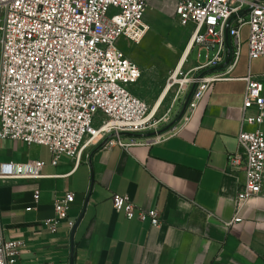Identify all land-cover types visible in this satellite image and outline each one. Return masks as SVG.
<instances>
[{
	"label": "built area",
	"instance_id": "obj_1",
	"mask_svg": "<svg viewBox=\"0 0 264 264\" xmlns=\"http://www.w3.org/2000/svg\"><path fill=\"white\" fill-rule=\"evenodd\" d=\"M182 27H191L185 61L194 64L172 74L170 87L183 95L191 117L217 81L242 80L241 150L227 154L228 168L241 169L244 181L236 199V216L254 198H264V73L233 77L241 56L242 28H248L249 61L264 57V0H172ZM151 0H0V139L42 145L51 163L68 155L75 165L96 148L149 146L162 140L153 126L151 107L128 86L142 77L139 65L119 45L139 43L149 25ZM200 51H205L200 60ZM185 63V62H184ZM181 70V68H180ZM169 87V88H170ZM247 110H255L246 116ZM247 124L249 127H243ZM44 163H0V180L41 177ZM35 201L39 192L33 194ZM72 192L55 198L51 231L65 221L75 226L69 210ZM112 206L128 220L159 225L158 210H143L126 194L113 193ZM28 207L27 210H30ZM0 223V264H20L22 242L6 240Z\"/></svg>",
	"mask_w": 264,
	"mask_h": 264
},
{
	"label": "crops",
	"instance_id": "obj_2",
	"mask_svg": "<svg viewBox=\"0 0 264 264\" xmlns=\"http://www.w3.org/2000/svg\"><path fill=\"white\" fill-rule=\"evenodd\" d=\"M241 33L231 76L249 70L263 79L264 57L249 61L248 28ZM244 89L242 80L214 82L194 114L160 142L92 149L78 165L68 155L53 165L46 146L0 139V163H44L39 178L0 180V223L6 240L22 242L20 264H264V198L248 200L241 221L228 224L244 181L227 159L241 150L236 136ZM66 192L75 195L68 215L75 226L63 221L51 231L46 221L55 217L53 201ZM113 193L158 210L161 223L126 219L113 208Z\"/></svg>",
	"mask_w": 264,
	"mask_h": 264
},
{
	"label": "rangeland",
	"instance_id": "obj_3",
	"mask_svg": "<svg viewBox=\"0 0 264 264\" xmlns=\"http://www.w3.org/2000/svg\"><path fill=\"white\" fill-rule=\"evenodd\" d=\"M145 21L149 30L139 43L121 39L119 45L144 72L139 82L128 86V89L143 99L153 111L157 99L168 85L167 81L174 74L184 53L191 27H182L179 24L171 0H152L147 8ZM195 54L194 51L187 58L179 72H184L194 64ZM205 56L206 52L200 51V60H204ZM176 93L177 88L170 87L161 105L155 110L153 127L158 135L173 131L187 116L183 95L177 96Z\"/></svg>",
	"mask_w": 264,
	"mask_h": 264
},
{
	"label": "bare ground",
	"instance_id": "obj_4",
	"mask_svg": "<svg viewBox=\"0 0 264 264\" xmlns=\"http://www.w3.org/2000/svg\"><path fill=\"white\" fill-rule=\"evenodd\" d=\"M184 62H185V53L182 54V56H181V58H180V60H179V62H178V64H177V67H176L175 73H177V72L180 70V68L182 67V65L184 64ZM169 87H170V85H167V86L165 87V89L163 90V93L159 96V98H158V100H157V103L154 105V108H153L152 114L155 113V110L157 109V107L160 106L161 102L163 101V99H164L165 96H166V93H167Z\"/></svg>",
	"mask_w": 264,
	"mask_h": 264
}]
</instances>
